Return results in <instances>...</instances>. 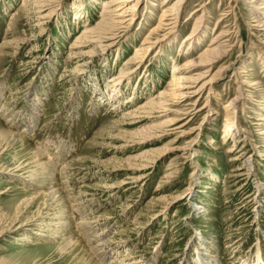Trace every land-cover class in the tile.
<instances>
[{
    "label": "rangeland",
    "instance_id": "obj_1",
    "mask_svg": "<svg viewBox=\"0 0 264 264\" xmlns=\"http://www.w3.org/2000/svg\"><path fill=\"white\" fill-rule=\"evenodd\" d=\"M113 1L0 0V264H264V13L181 0L157 30L178 0H138L102 50L90 31L109 33ZM147 38L156 46L140 61ZM174 67L202 74L181 92L210 82L202 97L141 109L170 90ZM33 152L42 176L30 174ZM52 189L62 220L43 219ZM42 220L67 231L42 234Z\"/></svg>",
    "mask_w": 264,
    "mask_h": 264
},
{
    "label": "bare ground",
    "instance_id": "obj_2",
    "mask_svg": "<svg viewBox=\"0 0 264 264\" xmlns=\"http://www.w3.org/2000/svg\"><path fill=\"white\" fill-rule=\"evenodd\" d=\"M138 0H115L113 2H115L116 4H118V6L116 7L115 10L113 11H110L108 10V8L112 5L113 2H110V3H107L105 5V10H107V13H104L103 14V23H105V25L108 26V31L109 33H106V34H103L101 33V29H100V26L101 25H98L94 30L90 31V33L92 34H96L97 35V39L100 40L101 43L105 44L103 45L102 47V50H107L109 49L112 45H113V41L115 39H118L120 37V35H124V33L127 31L128 27H130V24L132 23L133 21V18H134V10H135V7H136V3H137ZM181 0H178V2L172 7L170 8L169 10H162L163 11V14L161 16V19H160V24L158 25L157 27V30L158 29H161L163 25L162 24V19L167 17L168 13H176L178 8V4L180 3ZM248 1V4L250 5V8L251 9H256L257 12H261V13H264V3L261 4V5H257V2H261V1H264V0H247ZM131 2H134L133 5H130L129 7H127V3H131ZM117 12V13H116ZM128 14L129 18L128 20H124L126 15ZM175 15V14H174ZM113 16V17H112ZM105 18L107 19L108 23L105 22ZM175 19V17H174ZM260 19V18H259ZM102 23V24H103ZM173 24L174 23H165L164 26H166L165 28L166 29H163L165 30V33L164 35L165 36H171L172 35V30H173ZM104 25V26H105ZM259 25L261 27H264V22L262 21H259ZM172 26V27H170ZM197 25H195V30L197 29ZM88 34V33H87ZM221 37V36H220ZM166 39V38H165ZM150 38H147V45H143L137 52H136V59H139L140 61H143L144 58H145V55L147 54V52L154 46H156V42H153V43H150ZM156 41V40H155ZM158 41V40H157ZM216 43V42H215ZM211 49V48H210ZM216 49V48H214ZM208 50V49H207ZM217 50V49H216ZM206 52V51H205ZM76 53V52H75ZM220 53V52H219ZM217 56L218 53L215 51V50H210L206 53H204L203 55L201 54V56L199 57V60H198V63H207L210 61L209 59V56ZM195 62H188L186 63L184 66H183V69H188L189 67H193L192 65H194ZM197 63V64H198ZM198 66V65H197ZM187 71V70H186ZM185 71V72H186ZM179 72L180 69L177 68V67H174L173 69V73H172V79L170 81V90L167 91V92H163L162 94H160V96L158 95V97L156 99H154L153 101H150L147 105H144V107H142L141 109H150L151 111L152 110H155V109H163V106H165V104L170 101L171 102V105H173L174 101L175 102H182L181 100L182 99H187L189 97H193L196 98L195 100H199L201 97H202V91L204 89V87H208L210 85V82H207L206 83H203L196 91H192L190 93L187 94V92H181L182 89H188L187 87L184 88L185 86V82L184 80L187 81H192V83H196L198 80H200V78L202 77V74H199L197 77L195 76V78H188V79H185L183 77H181V75H179ZM207 73V72H206ZM112 80V79H111ZM212 81V80H210ZM244 85V83H243ZM209 92H211V88H209ZM191 95V96H190ZM169 98V100H168ZM185 101V100H184ZM234 101H231L230 104L228 106L225 107V109L227 110V114L229 115V118L225 124V133H228L230 131H233L234 128H235V123H234V112L233 110L235 109V105H234ZM189 102V101H188ZM182 104V103H181ZM170 105V104H169ZM183 105V104H182ZM185 105V104H184ZM193 105V104H192ZM206 106V105H205ZM191 107V106H190ZM207 107V106H206ZM193 108V107H192ZM186 109V108H185ZM184 109V110H185ZM203 109L205 108H201L199 111H197V113L203 111ZM195 110V109H193ZM165 111H168L167 109H163V113H165ZM189 111V110H188ZM173 112V111H172ZM175 112V111H174ZM173 112V113H174ZM215 111H213L214 113ZM176 113H179V112H176ZM175 113V114H176ZM183 113V112H182ZM189 113V112H188ZM190 116V115H189ZM158 117V116H157ZM163 117V116H162ZM184 117V116H183ZM177 118V117H176ZM178 119V118H177ZM184 120V119H183ZM178 121L177 120H169V121H166V122H163V125H167L169 127H174L173 124L177 123ZM190 122V121H189ZM179 123V122H178ZM189 124V123H188ZM162 125V126H163ZM185 125L187 124H184L182 126H179V127H176L175 130L177 131H180L179 133L181 134H184L182 131V129L185 127ZM168 127V128H169ZM174 129V128H173ZM171 129V130H173ZM4 130V129H3ZM3 136L5 137H10L11 139H18L19 141L23 140L21 139V137H19L18 135L8 131V130H4L3 131ZM186 135V134H184ZM13 141V140H12ZM16 142V141H15ZM188 151V149H184V151ZM31 164L33 165V169L30 170V174H34V175H41L42 174L44 175L45 171L47 170V168H42V165H43V159L42 157H40L38 154L34 153L32 154V157H31ZM144 169V168H142ZM19 171V170H17ZM1 172V170H0ZM48 175V174H46ZM33 176V175H32ZM40 176V177H41ZM30 177V175H29ZM28 177V179H29ZM39 178V177H38ZM49 183V182H48ZM45 198H47L52 204H56L57 208H56V211L55 213H48L50 212L49 210H46L45 212V216L43 217V219L47 218V217H50L51 215H54V216H57L58 214L59 215V219L61 218V220L65 217V213H64V210L63 209H60L62 208V204L60 202H62V200L59 198V196H57V190L56 189H52L50 192H48L47 194H45ZM61 200V201H60ZM55 210V209H54ZM59 212V213H58ZM58 213V214H56ZM23 214V213H22ZM58 219V220H59ZM57 221V220H56ZM32 223V221L26 223L24 226H30ZM52 225L48 220H42V223L39 224V231L42 232H49L50 230H52L53 228H56L55 232H54V235H59L61 233V235L64 233V231L66 230L65 227L67 226L66 223H64L62 226H53L52 228ZM42 227V228H41ZM46 228V229H45ZM68 228V227H67ZM44 229V230H43ZM67 231V230H66ZM67 233V232H66ZM44 234V233H42ZM42 234H38L39 236L42 235ZM23 236V235H22ZM25 237V236H24ZM22 239V238H21ZM70 244L66 245V247H68ZM64 248V247H63ZM65 249V248H64ZM91 260L93 259L92 257L90 258ZM87 260V261H83V260H79V262L81 264H91V260ZM259 262V261H258Z\"/></svg>",
    "mask_w": 264,
    "mask_h": 264
}]
</instances>
